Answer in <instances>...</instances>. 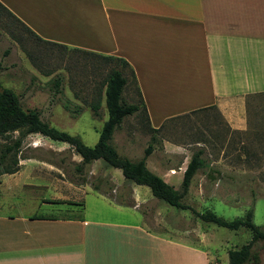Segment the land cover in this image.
<instances>
[{
    "label": "crops",
    "instance_id": "obj_1",
    "mask_svg": "<svg viewBox=\"0 0 264 264\" xmlns=\"http://www.w3.org/2000/svg\"><path fill=\"white\" fill-rule=\"evenodd\" d=\"M0 3L43 41L125 60L135 75L127 89H139L153 129L216 108L232 130L244 131L247 99L264 94V0ZM176 173L162 176L170 184ZM96 194L89 209L43 201L66 205L67 215L0 214V264H221L206 229L194 228L196 241L186 231L175 238L149 229L139 210L148 198L135 187V205Z\"/></svg>",
    "mask_w": 264,
    "mask_h": 264
},
{
    "label": "rangeland",
    "instance_id": "obj_2",
    "mask_svg": "<svg viewBox=\"0 0 264 264\" xmlns=\"http://www.w3.org/2000/svg\"><path fill=\"white\" fill-rule=\"evenodd\" d=\"M87 52L41 43L0 10L2 87L13 90L25 110L40 111L42 119L51 126L78 136L93 147L108 114L104 97L99 116L90 105L97 98L104 75L110 68L121 65L115 62L102 67ZM124 70L130 78V70ZM58 81L61 83L57 86ZM124 99L128 103H140L134 84L126 88ZM246 107L244 131L232 130L218 110L219 113L208 110L171 120L156 134L157 142L153 143L155 149L147 159V166L161 178L166 171L180 172L171 180L181 191L185 161L188 164L195 152L204 151L206 167L197 172L183 199L188 209L180 210L158 199L149 200L155 198L149 187L127 181L120 169L110 168L104 161H95L80 172L78 165L82 159L70 145L32 134L24 140L19 153L22 172L16 177L1 178L0 214L67 215L66 205L43 204V201H81L89 209L98 198L96 193L118 203L135 205V187L139 197L148 198L139 210L145 214L149 229L175 238L186 231L189 235L185 237L191 241H196L194 228L206 229L212 240L208 244L211 254L221 264H227V251L250 242V231L205 224L196 212L211 210L233 220L244 217L252 209L254 223L264 228V96L247 99ZM151 128L144 113L139 112L124 120L111 144L121 157L138 161L152 143L155 134ZM18 135L15 133L12 138ZM4 142L0 139V145ZM253 252L259 261L248 264H264V241L255 243Z\"/></svg>",
    "mask_w": 264,
    "mask_h": 264
},
{
    "label": "trees",
    "instance_id": "obj_3",
    "mask_svg": "<svg viewBox=\"0 0 264 264\" xmlns=\"http://www.w3.org/2000/svg\"><path fill=\"white\" fill-rule=\"evenodd\" d=\"M0 10L22 25L23 28L37 41L58 46L57 44L46 42L39 38L1 3ZM87 53H89L90 57L97 60V62H100L102 67H109L115 62L121 65V68H110L104 75L96 92L97 98L90 105L94 114L99 116L102 105L101 99L104 97L108 114V119L100 131V137L96 145L93 147L87 146L80 137L51 126L48 122L42 119L40 111L36 109L25 110L22 107L18 95L11 89L3 88L0 81V139L6 140V142L0 145V176L6 174L12 175L20 170L19 153L24 140L29 135L40 134L52 141L67 143L70 145L76 154L82 159L78 165V171L82 172L87 165H91L95 161H104L110 168L120 169L127 181L136 185L149 187L156 199L180 210L188 209L184 204L183 199L188 194L192 180L197 172L206 167V162L202 158L204 151L200 149L195 152L188 163L181 184L182 191L175 189L163 178L153 173L147 166V159L155 149L153 143L157 142L156 134L159 133L164 126L159 129L151 128L155 135L152 136V143L145 149L142 159L132 161L128 158L121 157L116 148L111 144L115 132L121 127L126 118L139 112L144 113L145 120L150 125L149 115L138 88H136V90L140 97V103H128L124 99V92L130 81L129 76L126 75L124 69H130L131 76L135 83V75L131 70L130 65L121 58L105 56L94 52ZM1 71L2 64L0 63V73ZM60 83L61 81H58L56 83L57 86L60 85ZM259 96L263 97L264 94L253 95L250 96L249 99ZM208 110L209 109L199 110L191 114ZM210 110L217 111L216 108H211ZM217 113L219 112L217 111ZM219 116L221 117L220 114ZM15 133L19 134L18 137L12 138V135ZM196 215L203 222L211 223L218 227H223L232 231H238L242 228L250 231L252 235L250 242L240 248L230 249L228 251V264H248L249 262L258 263L259 257L253 252V246L259 241H264V228L254 223V213L252 209H250L244 217H238L233 220H227L218 216L211 210H206L201 213L196 212Z\"/></svg>",
    "mask_w": 264,
    "mask_h": 264
},
{
    "label": "bare ground",
    "instance_id": "obj_4",
    "mask_svg": "<svg viewBox=\"0 0 264 264\" xmlns=\"http://www.w3.org/2000/svg\"><path fill=\"white\" fill-rule=\"evenodd\" d=\"M137 191V190H136Z\"/></svg>",
    "mask_w": 264,
    "mask_h": 264
}]
</instances>
